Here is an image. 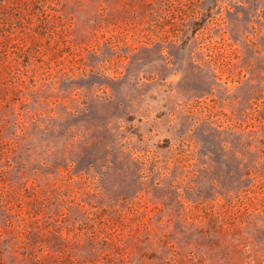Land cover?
<instances>
[{
  "label": "rangeland",
  "instance_id": "1",
  "mask_svg": "<svg viewBox=\"0 0 264 264\" xmlns=\"http://www.w3.org/2000/svg\"><path fill=\"white\" fill-rule=\"evenodd\" d=\"M0 264H264V0H0Z\"/></svg>",
  "mask_w": 264,
  "mask_h": 264
}]
</instances>
